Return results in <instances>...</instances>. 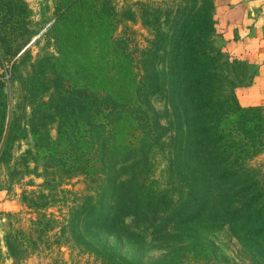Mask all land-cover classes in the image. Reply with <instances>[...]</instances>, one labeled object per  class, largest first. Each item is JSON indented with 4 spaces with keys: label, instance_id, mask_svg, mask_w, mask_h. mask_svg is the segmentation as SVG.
Segmentation results:
<instances>
[{
    "label": "trees",
    "instance_id": "trees-1",
    "mask_svg": "<svg viewBox=\"0 0 264 264\" xmlns=\"http://www.w3.org/2000/svg\"><path fill=\"white\" fill-rule=\"evenodd\" d=\"M112 1L73 0L65 6L62 14L83 4L88 10L76 42L79 56L69 63L67 57L40 56L25 75L19 69L21 60H15L8 69L10 87L20 97L11 108L7 82L0 74V155L15 138L31 133L39 153L30 162L34 170L42 168L47 191L53 192L65 177L82 175L94 183L95 201L88 194L73 219L83 215L90 226L103 218L98 230L106 236L124 230L120 219L126 213L138 218L163 210L151 232L141 234L142 241L130 244L122 234L111 247L99 238L97 244L91 243L111 248L113 257L130 246L131 264H177L178 252L192 249L198 251V261L203 252L205 263H211L207 235L220 224L264 264V200L255 207L262 194H250L258 182L246 174L244 186L234 188L241 180L242 160L254 153L252 148L264 132V114L243 106L233 89L211 96L220 82V53L208 55L203 46L205 36L214 30L209 8L213 1L195 0V12L173 32L161 29L169 12L156 8L142 13L153 37L138 58L129 36L115 32L119 12ZM129 12L135 17L134 11ZM29 14L25 0H0L2 67L28 41ZM171 43L176 54L169 59L167 73L156 60ZM141 64L142 75L133 68ZM127 65L125 74L122 68ZM100 83L104 88L96 87ZM166 92L170 102L160 109L154 97ZM52 123L58 129L55 139L49 132ZM231 126L244 132V138L237 139ZM158 150L166 161L164 181L154 176ZM31 151L25 150L18 163L26 165ZM237 201L242 203L239 208L234 207ZM74 236L78 238L77 233ZM146 236L169 251L153 257L143 242ZM16 251L14 238V259L22 256Z\"/></svg>",
    "mask_w": 264,
    "mask_h": 264
},
{
    "label": "rangeland",
    "instance_id": "rangeland-1",
    "mask_svg": "<svg viewBox=\"0 0 264 264\" xmlns=\"http://www.w3.org/2000/svg\"><path fill=\"white\" fill-rule=\"evenodd\" d=\"M25 1L30 13L26 27L31 31V35L20 53L6 62V67L0 65L1 77L7 82L5 91L8 94L7 106L10 108L20 97L16 88L12 92L10 87L11 70L8 69H11L12 63L21 60L19 69H22L25 75L32 70L33 63L40 56L52 55L57 59L67 57L65 63L73 62L79 56L80 49H76V42L80 40L81 27L87 20L84 17L88 12L85 4L73 8L70 12L66 10L62 14L65 6L71 4L73 0ZM212 1L213 7L209 6V8L214 14V30L205 36L203 49L208 55L219 51L220 82L211 96L214 99L217 94L220 97L233 89L243 106L258 109L264 114V79L258 76L259 70H264V46L260 45L263 43L259 39L264 32L247 28V25L253 22L251 16H245L247 24H243L245 23L243 16L241 18L233 14L232 7L229 6L231 3H227V0ZM112 2L119 12L115 20V32L129 36L132 47L136 49L137 58L141 49L148 46V38L153 37L150 33L152 27L143 21L142 13L145 15L156 8L169 12L168 23L163 24L164 27L161 29L173 32L175 29L178 31L184 18L194 13L198 7V5L193 6L195 0H113ZM129 10L134 11L135 17L130 15ZM160 18L164 20L166 16L162 15ZM239 23H242L241 29ZM250 45L255 47V52L250 51L249 55L248 52L242 51L241 46L245 48ZM70 49L72 50L68 52ZM175 51L176 47H173L172 43L166 47V52L160 50V56L156 60L157 66L166 68L169 59L176 54ZM256 51L261 54L254 55ZM26 53L27 55H24ZM134 62L140 64L136 60ZM133 68L134 71L138 70L140 75L144 73L143 64L139 68L138 66ZM122 70L125 74L129 73L128 65ZM165 71L168 73L167 68ZM100 84L96 87L104 88L103 84ZM123 87V90H126V87ZM169 102L167 92L166 95L154 97V104L160 109L168 106ZM229 131H232L237 139L244 138L245 133L234 129L233 126ZM49 132L51 139H55L58 135L55 123L49 126ZM29 148L32 151L28 163L19 164V156ZM252 151L254 153L242 160L241 180L236 182L234 188H242L245 183L243 178L246 174H251L255 179L254 183L258 182V184L252 186L250 194L254 196L262 194L254 202L255 207H258L264 200V132L261 137L258 136L257 144ZM38 153V148L33 145L31 133H27L24 137L15 138L8 151L0 155V264H131L132 256L128 249L130 246L117 250L118 254L113 257L111 248L105 245L94 247L91 243L97 244L99 238L98 240H103L108 247H111L115 239L122 234L130 244L135 240L142 241L141 234L151 232L158 218L163 215V210L150 211L145 217L137 216L138 218L126 213L120 219L124 230L115 229L106 236L105 231L98 230L103 218L93 221L90 226L87 225L88 219H84L83 215L73 219L75 211L83 204L88 194H92L91 201H95L94 183L89 182L82 175L65 177L53 192L47 191V187L43 185L45 180L42 168L34 170V163L30 162ZM153 158L157 164L154 176L164 181L166 161L163 152L158 150ZM241 206L242 203L239 201L234 204L237 208ZM74 233L78 234L79 239ZM209 233L207 236L212 244L209 252L213 257L211 263H205L203 252L198 261V251L187 249L178 252L177 264H263L261 256L253 249L252 252L250 250L248 252L242 248L234 232L224 225L218 224ZM14 238H16V254L22 253L17 259H14L11 253ZM18 242L22 243L18 245ZM143 242L147 243L150 255L153 257L169 251V247H158L147 236ZM257 258H260L259 262H256Z\"/></svg>",
    "mask_w": 264,
    "mask_h": 264
},
{
    "label": "crops",
    "instance_id": "crops-1",
    "mask_svg": "<svg viewBox=\"0 0 264 264\" xmlns=\"http://www.w3.org/2000/svg\"><path fill=\"white\" fill-rule=\"evenodd\" d=\"M227 3H231V5H229L230 7H232L233 10V14L238 15V16H243V21L245 23L243 24H247V15L251 16V18L253 19V22H251L250 24H248L247 28L251 29L253 28L254 30H259V31H263L264 32V0H227ZM242 21V22H243ZM240 26L241 29V25L242 23L238 24ZM241 31V30H240ZM254 37V36H253ZM242 38V36L240 37ZM259 39L262 41L264 46V33L263 35L259 36ZM243 48V52L245 51L246 53L248 52V54L250 55V51L255 52V47L253 45L250 46H246L245 48L243 46H241ZM257 48V46H256ZM261 53L256 51V54L254 53V55H260ZM259 78H263L264 79V70H259Z\"/></svg>",
    "mask_w": 264,
    "mask_h": 264
}]
</instances>
